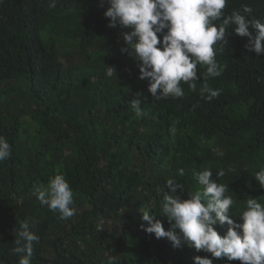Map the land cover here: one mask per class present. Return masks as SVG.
Here are the masks:
<instances>
[{
    "label": "trees",
    "instance_id": "obj_1",
    "mask_svg": "<svg viewBox=\"0 0 264 264\" xmlns=\"http://www.w3.org/2000/svg\"><path fill=\"white\" fill-rule=\"evenodd\" d=\"M48 3L0 0V136L12 148L0 162V264H19L24 255L14 251L22 222L39 237L32 264H106L110 256L116 264H194L196 255L210 257L146 233L141 216L148 209L169 230L166 181L181 184L187 199L201 189L194 173L205 169L229 186L236 223H243L247 199L264 204L255 181L264 168V55L247 51L233 25L216 56L221 75L206 81L218 97L202 98L206 66L198 65L196 91L181 82L182 98L156 100L138 78V62L120 52L128 29L107 27L109 5ZM222 11L264 21V0H228ZM107 66L117 76L107 77ZM137 93L143 117L130 105ZM220 170L225 175L217 177ZM61 173L74 193L76 213L67 220L33 188ZM217 230L223 236L227 225Z\"/></svg>",
    "mask_w": 264,
    "mask_h": 264
},
{
    "label": "clouds",
    "instance_id": "obj_2",
    "mask_svg": "<svg viewBox=\"0 0 264 264\" xmlns=\"http://www.w3.org/2000/svg\"><path fill=\"white\" fill-rule=\"evenodd\" d=\"M228 0H99L100 7L109 5L104 17L109 19L107 27L120 26L128 29L123 32L124 46L121 54H127L139 65V79L148 81L147 91L156 100L169 96L182 98L185 93L181 82L187 83L196 91L198 65H205L203 83L200 88L202 98L211 101L221 94L219 89L211 88L206 82L209 78L219 77L222 68L216 56L227 45L228 29L235 26L239 37L247 38V51L264 55V21L249 20L239 12L225 16L222 11ZM57 0H49L48 7L55 8ZM245 12L251 9L245 8ZM166 30V31H165ZM255 30V34L253 31ZM107 77L117 76L114 66H107ZM207 94V95H205ZM142 93L130 101L136 117H143L141 107ZM12 148L6 137L0 136V162L9 159ZM231 171V169H230ZM183 176V169L179 170ZM200 190L182 198V185L174 179L166 181L162 213L170 224L165 230L163 223L145 209L141 216L142 229L155 238H167L174 249L184 246L208 255H196L194 264H213L214 259L227 258L238 260L241 264H264V204L257 198L246 201V210L236 223L230 215L235 201L226 195L229 186L218 183L212 178V171L205 169L194 173ZM225 175L223 170L217 177ZM255 181L264 188V168L255 173ZM37 199L50 211L58 212L62 220L73 217L76 209L74 193L64 174H55L47 185H33ZM181 195H177V190ZM103 218H100L97 230L104 231ZM227 225L222 236L217 227ZM21 231L15 240L16 253L24 255L19 264H32L33 242L39 237L29 231L27 222L20 224ZM178 230V231H177ZM106 264H116L115 256H110Z\"/></svg>",
    "mask_w": 264,
    "mask_h": 264
}]
</instances>
